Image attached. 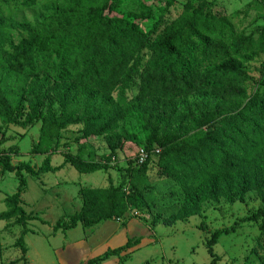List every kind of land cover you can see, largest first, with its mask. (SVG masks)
<instances>
[{"label": "trees", "instance_id": "1", "mask_svg": "<svg viewBox=\"0 0 264 264\" xmlns=\"http://www.w3.org/2000/svg\"><path fill=\"white\" fill-rule=\"evenodd\" d=\"M3 1L29 6L33 0ZM114 2L64 0L48 19L18 23L25 37L17 46L0 47V120L29 125L40 119L32 151L48 156L34 170L0 154V172H14L19 179L17 191L5 198L8 209L0 212V220L16 216L22 225L14 244L22 259L28 231L21 207L22 172L37 176L52 170L53 139L72 124L81 125V139L101 137L109 149L99 161L64 154L79 172L106 170L125 142H135L148 157L141 164L136 157L132 171L141 173L159 155L158 165L182 188L189 214H197L207 199L243 201L255 191L262 205L248 219L264 217V60L259 58L264 54V13L261 25L236 32L234 23L207 0H186L169 21L174 0H154L150 24L139 27L123 14L111 16ZM254 60H260V76L249 93L253 79L247 63ZM135 80L137 93L126 98ZM243 100L242 107L233 106ZM127 120L138 122L143 141L120 127ZM79 196L80 210L58 219L53 231L122 220L146 205L140 190L116 186L110 177L107 187L81 188ZM259 229L264 238V224ZM223 231L215 230L206 242L210 264L218 260L212 245ZM133 243L129 239L87 264L118 255Z\"/></svg>", "mask_w": 264, "mask_h": 264}, {"label": "rangeland", "instance_id": "2", "mask_svg": "<svg viewBox=\"0 0 264 264\" xmlns=\"http://www.w3.org/2000/svg\"><path fill=\"white\" fill-rule=\"evenodd\" d=\"M101 3L104 0H96ZM114 11L123 14L139 27L150 24L148 19L154 0H113ZM186 0H174L166 19L175 18ZM235 27L248 33L262 24L264 4L255 0H207ZM64 0H33L29 6L16 5L17 1L0 0V47L11 50L17 46L24 32L20 22L34 24L48 19L55 8ZM111 2V1H110ZM159 26L158 31L162 29ZM148 58L146 50L142 52ZM264 60V54L259 56ZM247 63V70L253 81L249 93L259 80V61ZM138 80H135L126 98L136 95ZM115 96V95H114ZM245 100L234 101L233 106L242 107ZM42 122L33 124L3 123L0 120V154L7 153L12 164H28L34 170L41 167L47 155L32 151L39 141ZM120 127L133 133L141 141L144 134L137 121L127 120ZM81 125L72 124L53 139L55 151L49 156L52 170L31 175L22 172L24 187L21 207L27 217L23 240L26 252L23 254L15 241L22 232L17 217L0 220V264H87L95 256L124 245L131 239L132 246L118 255H110L98 264H210L212 256L207 252V240L215 230H224L212 245L218 258L215 264H264V238L260 225L264 217L248 219L262 205L255 191L247 192L243 201L219 196L203 201L197 214L187 212L185 194L179 184L157 163L154 156L139 174L131 165L141 145L125 142L106 170L83 173L66 161L65 155H83L87 161H99L109 153L101 137L81 139ZM81 146L83 150L80 151ZM143 149V148H142ZM108 177L114 185L124 189L134 187L143 194L145 206L124 219L104 220L91 228L80 223L64 233L53 231L56 221L78 212L82 206L79 196L81 188H104ZM19 179L14 172H0V212L8 209L5 198L14 194Z\"/></svg>", "mask_w": 264, "mask_h": 264}, {"label": "built area", "instance_id": "3", "mask_svg": "<svg viewBox=\"0 0 264 264\" xmlns=\"http://www.w3.org/2000/svg\"><path fill=\"white\" fill-rule=\"evenodd\" d=\"M263 13H264V8H263ZM156 153L159 152V150H155ZM148 157L147 152L144 149H139L138 153H137V162L139 164L143 163ZM132 215L136 216L137 212L132 213ZM119 220V219H118Z\"/></svg>", "mask_w": 264, "mask_h": 264}]
</instances>
